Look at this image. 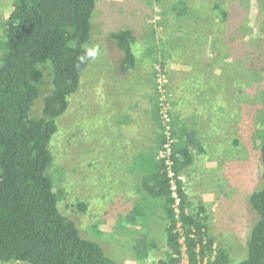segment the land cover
<instances>
[{
    "label": "rangeland",
    "instance_id": "1",
    "mask_svg": "<svg viewBox=\"0 0 264 264\" xmlns=\"http://www.w3.org/2000/svg\"><path fill=\"white\" fill-rule=\"evenodd\" d=\"M16 1L0 0V54ZM96 1L91 38L84 45L96 55H89L79 90L69 98L49 145L48 175L55 190L63 191L60 212L118 264H159L165 258L163 199L146 191L149 177L138 181L130 173L139 171L132 158L115 160L136 130L125 127L121 137L118 120H126L133 101L138 110L156 102L161 126L164 111L170 128L175 116L198 132L206 152L193 151L185 189L194 207L204 204L210 211L207 233L215 239L214 249H225L230 264H239L259 219L248 200L263 187L264 0ZM126 29L137 39V62L129 72L121 71L122 52L112 37ZM173 44L180 45L178 52ZM201 67L212 71L197 75L198 86L185 85L184 74ZM51 81L46 77L33 117L42 116ZM147 252L148 258L141 256Z\"/></svg>",
    "mask_w": 264,
    "mask_h": 264
},
{
    "label": "trees",
    "instance_id": "2",
    "mask_svg": "<svg viewBox=\"0 0 264 264\" xmlns=\"http://www.w3.org/2000/svg\"><path fill=\"white\" fill-rule=\"evenodd\" d=\"M96 5V0H17L6 21L0 54L1 264H118L98 243L84 239L75 222L60 212L63 191L55 190L48 175L53 162L49 145L58 131L57 120L68 112L69 98L78 92L81 74L89 65L84 45L91 38ZM112 37L122 52L121 71L133 70L137 62L133 30ZM173 46L178 52L180 45ZM202 68L191 76L184 74V84L198 86L197 75L212 71ZM46 77L52 78L53 90L44 100L42 116L36 118L31 112ZM157 109L159 114V105ZM158 122L162 150L169 140ZM171 140L170 165L158 160L147 174L151 182L146 191L164 201L169 253L159 264H182L183 246L189 264H230L228 251L214 249L215 239L207 233L206 207L192 209L183 181L184 172L194 163L193 151L206 152L199 134L174 116ZM259 147L263 187L248 200L252 215L255 212L259 219L246 245L247 258L239 264H264V136ZM174 194L180 200L177 206ZM179 226L182 232H178ZM136 250L139 252V247ZM141 256L148 258V252Z\"/></svg>",
    "mask_w": 264,
    "mask_h": 264
},
{
    "label": "crops",
    "instance_id": "3",
    "mask_svg": "<svg viewBox=\"0 0 264 264\" xmlns=\"http://www.w3.org/2000/svg\"><path fill=\"white\" fill-rule=\"evenodd\" d=\"M135 105L136 104L133 101L126 116V120L119 119L117 122L119 123L117 127L118 131H121V137H123L122 131L125 130V127L133 126L137 131L135 130L134 134L132 131L129 133L130 144L116 152L117 157L115 160L118 161V158H125L126 162L128 158H132L134 165L133 169L136 167L135 165H137L139 171L136 170V172L130 173L137 175V180L140 181L142 177L151 173L154 164L159 163L156 157L157 152L160 149L159 143L161 131L158 124L157 103L155 102L154 106H152L153 109L155 108L153 112L150 110L152 109L151 107L145 108L144 110H138ZM149 105L151 106V104ZM122 122L126 124L124 125ZM160 203L163 204L164 207V201H161ZM200 205L204 206V204ZM192 209H195L194 206ZM206 210V215L209 217L210 211L207 208Z\"/></svg>",
    "mask_w": 264,
    "mask_h": 264
},
{
    "label": "built area",
    "instance_id": "4",
    "mask_svg": "<svg viewBox=\"0 0 264 264\" xmlns=\"http://www.w3.org/2000/svg\"><path fill=\"white\" fill-rule=\"evenodd\" d=\"M163 113V123H164V128H165V134L168 137L169 142L163 147L162 150H160L158 160L159 161H165L167 165H170L169 158L172 153V140H171V128L169 126V118L167 112H162ZM170 176H173L171 174ZM173 189L175 190V186L173 185ZM174 198L176 199V206L180 203V200L178 199L177 195L174 194ZM178 232L181 231V226L178 227ZM184 242V239L181 240V243ZM182 264H189L187 255H186V247L183 246L182 248Z\"/></svg>",
    "mask_w": 264,
    "mask_h": 264
},
{
    "label": "clouds",
    "instance_id": "5",
    "mask_svg": "<svg viewBox=\"0 0 264 264\" xmlns=\"http://www.w3.org/2000/svg\"><path fill=\"white\" fill-rule=\"evenodd\" d=\"M88 55H90V56H92V57H95L96 52H95V51H90V52L88 53ZM82 62H83V61H82Z\"/></svg>",
    "mask_w": 264,
    "mask_h": 264
}]
</instances>
